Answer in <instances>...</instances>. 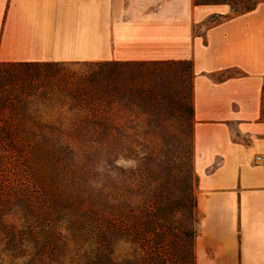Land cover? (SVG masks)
Returning <instances> with one entry per match:
<instances>
[{
	"label": "trees",
	"instance_id": "obj_1",
	"mask_svg": "<svg viewBox=\"0 0 264 264\" xmlns=\"http://www.w3.org/2000/svg\"><path fill=\"white\" fill-rule=\"evenodd\" d=\"M85 63L80 70L52 62L0 63V252L23 264L55 263L69 241L60 229L71 223L94 235L100 259L115 258L117 247L127 245L125 264H196L193 63ZM175 64L186 65L190 72L187 90L178 87L173 71L167 72ZM40 108H68L75 128L105 144L112 143L122 109L132 117L142 113L153 124L186 115L191 134L166 162L151 161L133 198L117 199L113 191L105 198L79 191L68 196L61 188L69 183L54 168L58 162L53 148L61 140L35 120ZM113 181L106 179V186ZM69 182L74 189L83 187L75 176ZM72 229L65 231L72 234Z\"/></svg>",
	"mask_w": 264,
	"mask_h": 264
},
{
	"label": "crops",
	"instance_id": "obj_2",
	"mask_svg": "<svg viewBox=\"0 0 264 264\" xmlns=\"http://www.w3.org/2000/svg\"><path fill=\"white\" fill-rule=\"evenodd\" d=\"M170 3L0 0V63L191 61L196 264H264L263 17L215 5L193 37Z\"/></svg>",
	"mask_w": 264,
	"mask_h": 264
},
{
	"label": "rangeland",
	"instance_id": "obj_3",
	"mask_svg": "<svg viewBox=\"0 0 264 264\" xmlns=\"http://www.w3.org/2000/svg\"><path fill=\"white\" fill-rule=\"evenodd\" d=\"M169 5L172 6L174 21H179L175 18L185 16L183 21L187 24L183 23V26L184 28L188 27L190 32L192 31L193 37L203 33L207 27L212 25L215 20L213 17H208L202 22H196V20L200 15L206 16V12L215 5L227 6L237 12L260 11L264 21V0H193L190 3L183 0H172ZM85 64H64V67L69 70H80L85 67ZM172 68L173 70L168 69L167 72L173 71L178 78V87L180 89L184 87L187 90L188 79H191L187 66L175 64ZM179 78H181L180 81ZM3 116L7 118L4 113ZM34 117L36 121L40 120L44 125L51 127L55 132L54 136L61 140V143L53 148L58 162L57 168L55 166L54 168L64 174L67 183H69V187L65 184L61 188V192L68 196H72V192L79 191L91 194L95 198H105L107 192L113 191L117 195V199L120 196L121 199L124 197L133 198V195L138 194L137 183L140 181V177L145 175L146 168L152 167L151 161L156 159L162 163L166 162L180 144L189 140L191 134L185 120L186 115L178 119L164 118L158 124H153L142 113L132 117L130 113L122 109L118 113V124L112 143L105 144L101 140L97 141L94 137H90L88 131L75 128L72 124V114L68 112V108H40V112ZM192 124L194 137V120ZM183 134L187 139H182ZM193 140V172L195 175ZM72 176H75L83 187L74 189L72 185L70 186L69 179ZM109 177L114 181L112 185L106 186L105 180ZM82 179L86 182L81 181ZM56 190L60 191L59 188ZM70 206L72 207V202H70ZM85 209L86 211L88 209L86 204ZM98 212L100 216L105 217L102 207L98 206ZM121 217L123 220L125 219L122 215ZM67 226L68 224L64 223L63 229L59 228L69 236L67 247L55 257V263L50 264H125L123 254L126 253L129 246H118L115 258L102 257L100 259V255L96 252L97 245L94 242V235L78 231L70 223V226L73 227L71 234L65 231L66 228H71ZM1 248L3 249L2 245H0V250ZM0 264H23V262L21 260L13 261L7 253L0 252Z\"/></svg>",
	"mask_w": 264,
	"mask_h": 264
},
{
	"label": "built area",
	"instance_id": "obj_4",
	"mask_svg": "<svg viewBox=\"0 0 264 264\" xmlns=\"http://www.w3.org/2000/svg\"><path fill=\"white\" fill-rule=\"evenodd\" d=\"M261 159H262V157H261V156H258V157H257V160H261Z\"/></svg>",
	"mask_w": 264,
	"mask_h": 264
}]
</instances>
